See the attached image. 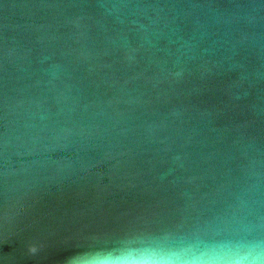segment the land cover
Wrapping results in <instances>:
<instances>
[{
  "label": "water",
  "instance_id": "water-1",
  "mask_svg": "<svg viewBox=\"0 0 264 264\" xmlns=\"http://www.w3.org/2000/svg\"><path fill=\"white\" fill-rule=\"evenodd\" d=\"M124 254L264 264V0H0V264Z\"/></svg>",
  "mask_w": 264,
  "mask_h": 264
},
{
  "label": "clouds",
  "instance_id": "clouds-1",
  "mask_svg": "<svg viewBox=\"0 0 264 264\" xmlns=\"http://www.w3.org/2000/svg\"><path fill=\"white\" fill-rule=\"evenodd\" d=\"M29 251L35 253L37 251L36 247H30ZM236 260L239 259H248L247 257H236ZM142 259H130L127 254L114 258L111 264H133V262L140 261Z\"/></svg>",
  "mask_w": 264,
  "mask_h": 264
}]
</instances>
